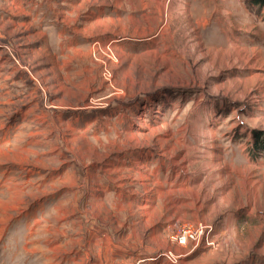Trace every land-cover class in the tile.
Masks as SVG:
<instances>
[{"label":"rangeland","instance_id":"374dc122","mask_svg":"<svg viewBox=\"0 0 264 264\" xmlns=\"http://www.w3.org/2000/svg\"><path fill=\"white\" fill-rule=\"evenodd\" d=\"M262 144L264 0H0V264H264Z\"/></svg>","mask_w":264,"mask_h":264},{"label":"built area","instance_id":"2783aa9c","mask_svg":"<svg viewBox=\"0 0 264 264\" xmlns=\"http://www.w3.org/2000/svg\"><path fill=\"white\" fill-rule=\"evenodd\" d=\"M187 238H191L192 239V233H191V229L190 228L183 230V233L175 236V240L180 245H184L186 243ZM166 256L169 257V258L170 257L172 258L171 254H167ZM142 262H143V260H137V261H133L132 264H140Z\"/></svg>","mask_w":264,"mask_h":264},{"label":"trees","instance_id":"16d2710c","mask_svg":"<svg viewBox=\"0 0 264 264\" xmlns=\"http://www.w3.org/2000/svg\"><path fill=\"white\" fill-rule=\"evenodd\" d=\"M262 145H263V146H262V150H263V151H262V152H263L262 154L264 155V144H262ZM257 151H258V150H257Z\"/></svg>","mask_w":264,"mask_h":264}]
</instances>
